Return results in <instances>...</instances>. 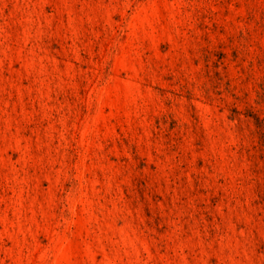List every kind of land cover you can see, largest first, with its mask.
I'll return each instance as SVG.
<instances>
[{"label": "rangeland", "instance_id": "rangeland-1", "mask_svg": "<svg viewBox=\"0 0 264 264\" xmlns=\"http://www.w3.org/2000/svg\"><path fill=\"white\" fill-rule=\"evenodd\" d=\"M0 264H264V0H0Z\"/></svg>", "mask_w": 264, "mask_h": 264}]
</instances>
